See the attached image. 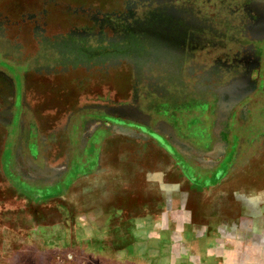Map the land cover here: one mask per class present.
<instances>
[{"label":"rangeland","instance_id":"rangeland-1","mask_svg":"<svg viewBox=\"0 0 264 264\" xmlns=\"http://www.w3.org/2000/svg\"><path fill=\"white\" fill-rule=\"evenodd\" d=\"M127 1L0 0V57L29 70L25 102L34 114L26 117V125L45 139L44 144L37 140L32 163L26 160L22 142L7 146L0 124V264H264L263 128L248 136L253 148L245 146L244 138L230 161L225 158L226 142L201 152L176 141L162 123L153 128L159 143L113 120L80 116L103 108L112 119L150 125L149 116L133 109L138 85L130 63L108 69L86 65L87 70L82 65L73 70L70 64L66 72L60 65L51 67L50 79L43 78V70L38 78L32 58L44 53L57 57L63 52L60 38L69 29L91 26V15L118 14ZM189 2L205 31L218 35L216 43L222 40L219 44L224 45L226 39L217 55L222 62L228 59L227 49L235 51L230 43L239 48L249 21V14L242 13V0ZM260 11L264 16V9ZM35 27L42 29L40 33ZM85 45L78 41V52L86 50ZM212 52L206 47V70L213 64ZM193 53L195 58L200 55ZM188 68L180 84V75L170 73V102L193 93ZM38 79L43 81L35 83ZM257 79L253 72L245 81L219 89L221 108L211 126L214 134L219 121H227L233 108L256 88ZM2 94L11 103L9 92ZM258 100V112L264 114V98ZM246 110L239 118L243 122ZM10 116L1 113V123ZM76 117L85 121L72 126L77 130L72 135L67 126ZM91 135L98 145L86 151ZM164 140L178 152L167 150ZM220 169L226 171L221 178ZM138 219L146 229L130 227ZM165 226L173 231L167 239L158 233Z\"/></svg>","mask_w":264,"mask_h":264},{"label":"flooded vegetation","instance_id":"flooded-vegetation-1","mask_svg":"<svg viewBox=\"0 0 264 264\" xmlns=\"http://www.w3.org/2000/svg\"><path fill=\"white\" fill-rule=\"evenodd\" d=\"M189 1L128 0L123 11L118 14L108 13L102 18L96 17L97 14L91 15V26L83 29L74 27L69 29L64 39L60 38L63 40L61 41L63 52L57 57L44 53L43 57L38 55L31 59L35 72L38 78H42L43 70L46 74L43 78L48 80L49 74L53 72L51 67L60 65H65L60 70L66 72V66L70 64L74 65L73 70L78 65L87 70L90 66L108 69L119 66L123 61L130 63L138 85V96H135L136 104L133 109L149 116L150 125L139 124L129 119H112L103 108L86 110L80 116L84 115V119H97L102 122L113 120L114 125H122L121 127L141 132L143 129L147 134H155L153 128L162 123L171 130L176 141L189 149L201 152L215 149L218 144L226 142L225 158L231 161L237 155V150L243 147L240 141L244 138L247 141L248 136L253 137L255 130L264 129V114L258 112L257 105L258 96L264 98V21L261 20L264 16L260 11L264 9V0H242V13L249 14L248 25L240 34L242 44L238 48L231 42L230 46H235L233 48L235 51L227 49L229 53L226 55H229V58H224L223 62L217 53L226 45V39L224 38V45L219 44L222 42L220 38L221 41L216 43L218 41L214 38L218 35H210L205 31L206 25L189 7ZM41 30L34 28L35 32L40 33ZM78 41L86 44V50L78 52ZM193 44H196V48L191 47ZM206 47L212 49L211 58H214L209 70L205 69ZM195 50L200 54L198 58L194 56ZM187 62L191 65L190 68ZM185 67L188 68L186 77L193 82L188 83L191 84L193 93L188 97L182 96L179 101L175 99L170 102L169 97L172 94L170 83H173V76L170 77V73L180 75L181 78H178L180 84L182 83L180 79L185 75ZM253 72L258 77L256 88L233 108L227 121H219L218 134H214L211 126H215L221 108L219 89L234 81H245ZM27 73L29 70L25 67L0 57V114L11 115L9 121L1 123L0 120V124L7 133V146L11 144L13 146L14 141L22 142L24 149L26 148L24 150L26 160L33 163L35 161L33 153L38 151L37 140L44 144L45 139L37 135L33 127L26 125V117L34 114L25 102L24 83ZM41 81L43 80L38 79L34 82L40 84ZM37 87L40 88L38 85ZM4 91L9 92L11 103L2 94ZM245 107L248 117L243 122L239 118ZM79 120L78 117L71 119L67 126L68 132L71 126L72 135L77 132L72 130V126L75 128V124L79 125V122L85 121ZM207 127H210L209 132ZM92 136L86 142V151L95 149L98 145ZM163 142L167 144L166 149L169 147L167 150L178 152L170 143L165 140ZM246 144L248 148L253 146L250 140ZM42 150L45 152V149ZM90 153L87 154L89 158L92 155ZM13 158L15 159L14 155ZM41 158L43 165L45 157L42 155ZM225 172L222 169L217 171L221 175L220 178Z\"/></svg>","mask_w":264,"mask_h":264},{"label":"crops","instance_id":"crops-1","mask_svg":"<svg viewBox=\"0 0 264 264\" xmlns=\"http://www.w3.org/2000/svg\"><path fill=\"white\" fill-rule=\"evenodd\" d=\"M120 210L121 209H117V211L118 212H120ZM111 210H109L108 212H110ZM126 212V211H125ZM141 219H138L137 221H135V220H133L134 222L131 224V223H128V225L129 224H131L130 225V227L132 228V229H135V230H139V229H141V228H145V227H147V225H143V223L142 222H138V221H140ZM127 225V226H128ZM125 226V225H124ZM146 229V228H145ZM162 231V232H161ZM161 232V233H160ZM173 231H172V228H171V230H170V227H168V226H165V229H162V230H160L158 233H159V235H161V234H163V236H165V238L167 239V238H169V236H170V234L172 233ZM133 250H134V248H135V244L137 243L136 242V240H137V238H136V232L134 231L133 232ZM180 235L182 236V238H183V236H184V232L182 231L181 233H180ZM138 237V236H137ZM184 239V238H183ZM184 240H187V238L186 239H184ZM139 242H141V241H139ZM160 243H162V242H160ZM159 243V244H160ZM184 243V242H183ZM161 245V244H160ZM109 251V250H108ZM124 254H125V251L123 252ZM123 254V256L121 257L123 260H125L126 259V256ZM197 259H201V257H196ZM203 260L206 258L204 255H203Z\"/></svg>","mask_w":264,"mask_h":264},{"label":"water","instance_id":"water-1","mask_svg":"<svg viewBox=\"0 0 264 264\" xmlns=\"http://www.w3.org/2000/svg\"><path fill=\"white\" fill-rule=\"evenodd\" d=\"M142 132H145L146 133L147 131L142 129ZM150 136L153 137V138H155V139H157L158 141H160V139L155 134L150 133Z\"/></svg>","mask_w":264,"mask_h":264}]
</instances>
